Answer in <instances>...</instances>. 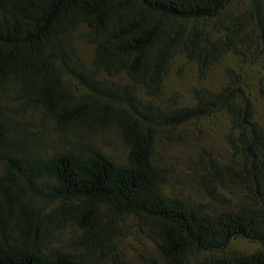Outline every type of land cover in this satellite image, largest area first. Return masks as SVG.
<instances>
[{
    "label": "trees",
    "instance_id": "16d2710c",
    "mask_svg": "<svg viewBox=\"0 0 264 264\" xmlns=\"http://www.w3.org/2000/svg\"><path fill=\"white\" fill-rule=\"evenodd\" d=\"M256 98L264 0H0V264H264Z\"/></svg>",
    "mask_w": 264,
    "mask_h": 264
},
{
    "label": "rangeland",
    "instance_id": "374dc122",
    "mask_svg": "<svg viewBox=\"0 0 264 264\" xmlns=\"http://www.w3.org/2000/svg\"><path fill=\"white\" fill-rule=\"evenodd\" d=\"M80 51L84 56L89 55L90 47L85 44L80 45ZM196 84V78L193 73V68L190 66L184 67L181 73L173 76L171 92H177L182 95H187L189 89ZM258 107V118L264 125V100L256 98ZM37 117V116H36ZM202 136V141L197 142L193 136H190L187 144L180 147L167 146L165 148L166 158H170V163L180 164L187 156L191 155L199 147H213L221 157H225L226 150L222 141L221 133L217 130L205 133ZM108 142L102 145L109 151L116 159L124 161L127 151L125 147L117 140L116 137L109 136ZM188 190V189H187ZM125 252L127 256L132 260L136 259L141 253L152 251L153 247L145 240H138L135 237H131L124 243ZM256 248L255 245L248 243L245 240H238L233 244V249L251 251Z\"/></svg>",
    "mask_w": 264,
    "mask_h": 264
}]
</instances>
